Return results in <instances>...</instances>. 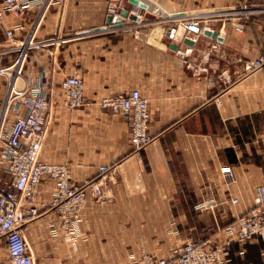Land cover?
<instances>
[{"label": "crops", "instance_id": "crops-1", "mask_svg": "<svg viewBox=\"0 0 264 264\" xmlns=\"http://www.w3.org/2000/svg\"><path fill=\"white\" fill-rule=\"evenodd\" d=\"M138 1L145 5L140 21L126 17L114 26L106 24L111 0H52L34 36L37 46L28 50L24 75L50 103L39 158L67 164L73 182L97 180L102 189L101 196L87 194L76 235L54 234V213L25 225L34 264H129L141 251L168 257L187 240H221L217 226L251 207L255 187L264 182L263 75L245 68L264 56V0ZM198 14L220 40L203 33L190 46L168 31ZM5 39L0 28V47ZM52 39L64 41L46 43ZM15 55H1L0 68ZM73 73L83 79L91 104L68 110L59 82ZM133 89L148 99L153 136L139 155L131 152L128 117L96 104ZM101 165L110 166L103 178ZM223 167L234 175L229 184ZM52 191L43 181L39 199L49 200ZM200 201L210 207L197 209ZM255 245L263 264L257 240L242 256L233 245L228 264L243 262ZM0 264H8L2 240Z\"/></svg>", "mask_w": 264, "mask_h": 264}, {"label": "built area", "instance_id": "built-area-1", "mask_svg": "<svg viewBox=\"0 0 264 264\" xmlns=\"http://www.w3.org/2000/svg\"><path fill=\"white\" fill-rule=\"evenodd\" d=\"M51 2L0 0V28L6 37L5 44L0 47V56L16 52L14 59L0 68V74L6 77L0 108V168L4 167L7 172V177L0 176V240L4 243L8 264H34L25 239L26 224L47 213H54L58 219L51 223L53 233L61 232L66 237L76 235L87 194L91 192L95 196L102 195L97 180L73 182L67 164L51 163L39 158L50 103L41 90H35L29 85L24 75V63L28 50L37 46L34 36ZM124 9L136 14L140 21V8L137 5L132 4L126 8L118 0H111L107 13L118 16ZM34 10L36 14L31 27L25 36L17 40L16 33L25 28L27 18ZM8 17L12 18L10 24ZM231 24L237 25L235 21ZM204 30L213 31L209 23L203 22L198 14L184 17L169 27L168 31L196 42ZM63 41L52 39L46 43ZM23 44L27 45V50L21 59ZM245 65L248 71L262 73L264 86V56L251 59ZM11 72H14V76ZM59 87L63 105L68 110L91 104V101L84 98V81L78 74L63 77ZM96 104L102 109H110L128 117L132 153L139 155L151 143L153 136L148 133V99L138 89L126 94L104 96ZM109 169L110 166L101 165L97 171L103 178ZM221 173L227 184L234 180L231 168L223 167ZM45 180L53 185L51 198L47 201L39 199L40 188ZM229 201L236 203L238 200L230 198ZM208 207L210 205L205 201L196 204L199 210ZM216 232L223 235L221 240L213 237L187 240L176 245L168 257L141 251L129 264H228L233 245L237 246L235 254L242 256L245 254V245L252 240L262 244L264 264V182L255 187L252 206L228 224L217 226Z\"/></svg>", "mask_w": 264, "mask_h": 264}, {"label": "water", "instance_id": "water-1", "mask_svg": "<svg viewBox=\"0 0 264 264\" xmlns=\"http://www.w3.org/2000/svg\"><path fill=\"white\" fill-rule=\"evenodd\" d=\"M131 4L133 5H137L139 8H144L145 5L142 2H139L138 0H128ZM128 18L130 20H134L137 21L139 20V17L136 14L133 13H129L128 10L124 9L120 11V14L118 16H112V15H108L107 19H106V24L109 25L110 22H114L113 24H115L114 26H123L124 25V19ZM204 34L211 36L214 39H218L220 40L219 37H217V33L215 31H209V30H204ZM183 43H185L186 45H190L192 46L194 44V42L189 39V38H184L183 39ZM174 49L177 48V46H172Z\"/></svg>", "mask_w": 264, "mask_h": 264}, {"label": "rangeland", "instance_id": "rangeland-1", "mask_svg": "<svg viewBox=\"0 0 264 264\" xmlns=\"http://www.w3.org/2000/svg\"><path fill=\"white\" fill-rule=\"evenodd\" d=\"M2 80H3V82H4V84L6 85V77H5V75H3L2 74ZM1 175H6V170H5V168L4 167H1L0 168V176ZM253 248H259V246L258 245H255V246H253ZM259 250V249H258ZM257 257V256H256ZM260 257V256H259ZM259 260V259H258ZM257 260V261H258ZM256 260H255V257H252V258H250L249 260L245 257L244 259H243V262H240L241 264H258V262H257Z\"/></svg>", "mask_w": 264, "mask_h": 264}, {"label": "trees", "instance_id": "trees-1", "mask_svg": "<svg viewBox=\"0 0 264 264\" xmlns=\"http://www.w3.org/2000/svg\"><path fill=\"white\" fill-rule=\"evenodd\" d=\"M259 248H250L249 249V251H248V253H247V255H246V258L249 260L250 258H252V257H255V260L257 261L258 259V264H262L261 263V259H260V257H259V250H258ZM257 256V257H256ZM241 261L240 260H236V261H232V263L231 264H241L240 263Z\"/></svg>", "mask_w": 264, "mask_h": 264}, {"label": "bare ground", "instance_id": "bare-ground-1", "mask_svg": "<svg viewBox=\"0 0 264 264\" xmlns=\"http://www.w3.org/2000/svg\"><path fill=\"white\" fill-rule=\"evenodd\" d=\"M26 50H27V45H25V44H23L22 45V49H21V59L25 56V54H26ZM13 71V70H12ZM12 73V75L14 76V72H11Z\"/></svg>", "mask_w": 264, "mask_h": 264}]
</instances>
